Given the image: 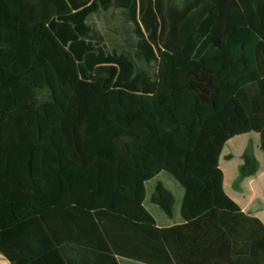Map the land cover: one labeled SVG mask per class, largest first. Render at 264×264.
Instances as JSON below:
<instances>
[{
  "label": "trees",
  "instance_id": "obj_1",
  "mask_svg": "<svg viewBox=\"0 0 264 264\" xmlns=\"http://www.w3.org/2000/svg\"><path fill=\"white\" fill-rule=\"evenodd\" d=\"M251 131L264 154V0H0L11 264H264V225L219 167ZM241 157L237 185L252 141Z\"/></svg>",
  "mask_w": 264,
  "mask_h": 264
},
{
  "label": "crops",
  "instance_id": "obj_2",
  "mask_svg": "<svg viewBox=\"0 0 264 264\" xmlns=\"http://www.w3.org/2000/svg\"><path fill=\"white\" fill-rule=\"evenodd\" d=\"M251 133H254L256 137H258L256 143L255 141H253V138L249 140L253 143L254 155L259 162L257 173L255 175L244 178L238 185L236 184L238 169L239 166L243 163L241 155L243 154L248 144L247 143L245 146H243L242 150L240 151V148H237L236 143H233V139L236 138V136L232 137L225 143L219 157V167L223 171L224 192L237 203L244 215L257 218L264 225V154L260 148V137L259 134L254 131L241 135H247ZM236 151H240V160L238 161L239 163H236V167H234L233 169L232 163L235 159L233 152ZM161 177L166 178L167 185L165 182L163 183L169 188V190L173 192L178 198H181V196L183 195V189L179 185V183L171 176L167 178V175H165V173H160L157 176V179ZM144 206L148 210V212H150L151 215L155 218L156 225L160 227L163 217L159 209H155L149 204H145ZM116 258L119 264H148L120 254L116 255ZM247 259H249V256H247ZM0 264L11 263L0 253Z\"/></svg>",
  "mask_w": 264,
  "mask_h": 264
},
{
  "label": "rangeland",
  "instance_id": "obj_3",
  "mask_svg": "<svg viewBox=\"0 0 264 264\" xmlns=\"http://www.w3.org/2000/svg\"><path fill=\"white\" fill-rule=\"evenodd\" d=\"M42 93L45 95V92H42ZM251 138H253V141H255V143L258 140V137H256V135L254 133H251V134H247V135H237L236 138L233 139V143H236L237 148H240V151H241L243 146H245ZM226 147H228V146H226ZM239 152L238 151L233 152V154L235 156V159H234V161L232 163L233 169H234V167H236V163L240 160ZM165 175H167V174H165ZM168 177L169 176L167 175V178ZM159 180L162 181V182H165L166 185H167L166 178H162L161 177V178H159ZM148 188H149V185H148Z\"/></svg>",
  "mask_w": 264,
  "mask_h": 264
}]
</instances>
